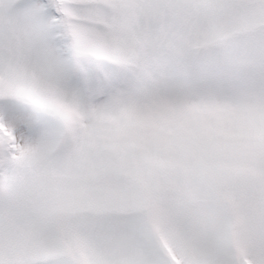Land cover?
Listing matches in <instances>:
<instances>
[{
	"label": "snow or ice",
	"instance_id": "6c2138e0",
	"mask_svg": "<svg viewBox=\"0 0 264 264\" xmlns=\"http://www.w3.org/2000/svg\"><path fill=\"white\" fill-rule=\"evenodd\" d=\"M0 264H264V0H0Z\"/></svg>",
	"mask_w": 264,
	"mask_h": 264
}]
</instances>
